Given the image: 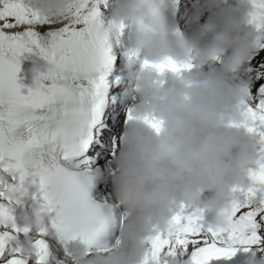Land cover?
Returning <instances> with one entry per match:
<instances>
[{
    "label": "snow or ice",
    "instance_id": "6c2138e0",
    "mask_svg": "<svg viewBox=\"0 0 264 264\" xmlns=\"http://www.w3.org/2000/svg\"><path fill=\"white\" fill-rule=\"evenodd\" d=\"M249 2V23L260 37L237 81L245 101L231 126L254 134L257 151L264 153V0ZM33 3L0 0V264H71L73 243L89 252L113 247L123 219L111 199L108 175L122 139L118 129L134 115L131 107L121 111L119 53L110 40L126 25L104 24L108 0H74L61 22ZM189 3L180 0L178 14ZM26 53L56 71L41 89L25 93L18 73ZM126 56L133 60L138 54ZM141 67L178 75L194 65L167 58L143 59ZM143 122L160 133L162 122L155 116ZM29 182L40 188L32 199L48 208V224L40 231L22 218ZM232 191L223 226L206 224L203 211H187L190 207L181 204L167 227L146 240L142 264H222L237 252L264 254V160L249 170L244 186Z\"/></svg>",
    "mask_w": 264,
    "mask_h": 264
},
{
    "label": "clouds",
    "instance_id": "9594fccd",
    "mask_svg": "<svg viewBox=\"0 0 264 264\" xmlns=\"http://www.w3.org/2000/svg\"><path fill=\"white\" fill-rule=\"evenodd\" d=\"M33 6L61 22L75 4L34 0ZM250 13L249 0H199L179 14L175 0H116L111 20L129 29L130 52L153 63L191 61L200 70L167 79L142 67L129 71L134 119L118 131L122 139L108 175L111 199L123 217L116 243L91 252L73 243L71 264H142L146 240L167 227L181 204L214 212L212 224L224 225L233 188L244 186L249 170L264 160L257 137L231 126L245 101L237 81L260 37ZM41 61L31 68L36 90L56 71ZM145 116L162 122L159 134L143 122ZM39 192L38 183L27 184L29 206L22 218L34 231L49 219L46 203L32 199ZM25 247L31 248L27 240ZM247 264H264V255L249 256Z\"/></svg>",
    "mask_w": 264,
    "mask_h": 264
},
{
    "label": "bare ground",
    "instance_id": "6f19581e",
    "mask_svg": "<svg viewBox=\"0 0 264 264\" xmlns=\"http://www.w3.org/2000/svg\"><path fill=\"white\" fill-rule=\"evenodd\" d=\"M182 22H183V21H182ZM40 30H41V31H44L45 29H44V28H41ZM46 39H47V38H46Z\"/></svg>",
    "mask_w": 264,
    "mask_h": 264
}]
</instances>
